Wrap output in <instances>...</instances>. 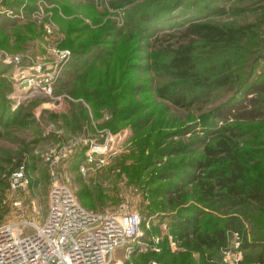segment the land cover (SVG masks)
<instances>
[{
  "label": "rangeland",
  "instance_id": "rangeland-1",
  "mask_svg": "<svg viewBox=\"0 0 264 264\" xmlns=\"http://www.w3.org/2000/svg\"><path fill=\"white\" fill-rule=\"evenodd\" d=\"M21 1L8 6L0 0V23L4 14L18 17L0 30V48L23 59L18 67L0 65V226L31 231L29 223L45 217L58 183L88 210L141 214L143 236L114 251L107 264H203L172 233L177 211L168 210L156 186L169 181V171H176V181L189 172L187 205L198 201L201 179L189 163L208 143L232 136L213 122V110L240 98L264 74V0ZM192 22L238 31L220 41L195 38L197 71L228 82L178 107L154 89L171 81L160 65L187 40L181 31ZM55 50L69 54L61 58ZM37 64L49 75L48 93L19 83L20 69L30 75ZM238 133L234 139L253 151V171L264 173V139L250 144V136ZM19 165L27 182L12 192L10 173ZM219 203L212 215L222 224L236 217L242 227L225 229L226 246L208 264L256 257L259 248L244 246L263 225L262 215L252 203Z\"/></svg>",
  "mask_w": 264,
  "mask_h": 264
},
{
  "label": "trees",
  "instance_id": "trees-1",
  "mask_svg": "<svg viewBox=\"0 0 264 264\" xmlns=\"http://www.w3.org/2000/svg\"><path fill=\"white\" fill-rule=\"evenodd\" d=\"M237 31L209 23H189L181 31L182 38L187 40L173 49V56L168 62L160 65V69L169 75L171 81L156 87V96L174 106L188 107L208 94L213 84L227 83L226 77L210 81L200 75L192 57V45L196 37L220 41L232 37ZM115 90L119 93L120 88ZM112 98L110 96V101H113ZM211 117L213 122H221L222 134L229 132L232 136L226 134L217 141L208 143L202 157L189 163V168L193 173H198L197 177L201 179V192L196 204L191 207L187 205L189 202L184 184L189 178H193L189 172H183L184 177L178 174L176 181L173 180L176 171H169L173 174L168 175L169 181L156 186V191L163 195L168 210L177 211L175 220L170 224L172 233L188 252L199 254L203 264L211 262L219 250L226 246L225 229L228 226L232 225L239 230L242 227L236 217H230L227 223L222 224L220 219L212 215L220 208L219 202L252 203L255 211L264 219V173L253 171L252 149L242 146L234 139L235 132H239L238 137L250 136V144L264 139V74L250 82L240 98L217 106ZM209 125L213 123L210 122ZM184 209L186 211H182ZM256 234L244 247L259 248L260 252L256 257L244 255L241 264H264V222ZM157 247L160 249L159 245Z\"/></svg>",
  "mask_w": 264,
  "mask_h": 264
},
{
  "label": "built area",
  "instance_id": "built-area-1",
  "mask_svg": "<svg viewBox=\"0 0 264 264\" xmlns=\"http://www.w3.org/2000/svg\"><path fill=\"white\" fill-rule=\"evenodd\" d=\"M56 53L63 58L69 51ZM22 60L21 54L0 49V65L18 67ZM31 68L34 73L30 75L22 73L24 67L20 69L19 83L48 93L49 75L40 64ZM88 161H92L90 154ZM103 161L100 159V163ZM81 171L85 173L84 168ZM26 182L23 166L19 165L10 173L9 188L16 192ZM142 222L136 210H88L66 185L55 183L48 195L45 217L40 222H30L31 231L20 233L12 225L0 226V264H107L114 251L143 236ZM153 249L159 250L157 246Z\"/></svg>",
  "mask_w": 264,
  "mask_h": 264
},
{
  "label": "crops",
  "instance_id": "crops-1",
  "mask_svg": "<svg viewBox=\"0 0 264 264\" xmlns=\"http://www.w3.org/2000/svg\"><path fill=\"white\" fill-rule=\"evenodd\" d=\"M9 1H11V0H4V2L9 6ZM21 1V0H20ZM15 2V1H14ZM21 3H22V1H21ZM20 2H19V5H22ZM17 4V3H16ZM14 10H15V8H14ZM14 17H17V16H8L7 14H4V16H3V21H1V23H0V30H6V29H9L10 28V26L7 24V26H6V23H11L12 21H14V19H12V18H14ZM18 18V17H17ZM0 49H3V48H0ZM3 50H5V49H3ZM6 52H8V53H11V52H9V51H7V50H5Z\"/></svg>",
  "mask_w": 264,
  "mask_h": 264
}]
</instances>
